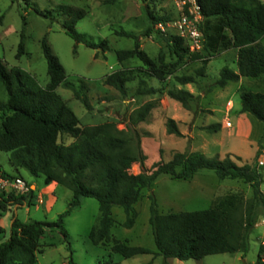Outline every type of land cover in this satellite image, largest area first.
Wrapping results in <instances>:
<instances>
[{
  "label": "trees",
  "instance_id": "trees-1",
  "mask_svg": "<svg viewBox=\"0 0 264 264\" xmlns=\"http://www.w3.org/2000/svg\"><path fill=\"white\" fill-rule=\"evenodd\" d=\"M114 1L106 0L108 3ZM198 2L204 18L201 27L205 35L203 51L215 48L220 52L237 50L238 73L224 67L214 86L224 88L228 83L237 82L242 77L264 78V45L261 42L264 37V3L261 0ZM145 9L150 22L147 36L154 32L157 23L173 19L159 18L148 11V7ZM36 12L54 20L51 14L47 15L38 10ZM59 12L66 18L61 24L62 29L77 44L106 52V41L95 43L76 30L78 22L87 16L88 11L61 6ZM155 31L162 36L169 52L178 62L186 59L201 61L203 68L197 72V76L206 75L204 67L210 60L202 54L203 51L190 53L182 39ZM117 34L135 40L132 49L116 51L120 64L138 60L147 68V77L163 79L165 71L140 48L138 38L132 32ZM42 48L49 76V83L45 87L41 86L31 73L20 67H9L0 60V85L6 95V100L0 99V151L9 153L10 163L16 170L25 169L33 177L42 178L46 185L57 183L72 191L73 198L67 210L59 215L55 222H22L13 216L10 237L6 240L2 218L11 207L34 206L37 196L35 190L28 196H1L0 264H37L38 254L43 253L41 241L48 232H58L71 251L65 222L87 198L98 201L100 212L98 222L89 234L90 242L94 246L112 243V252L125 259L154 255L163 257L165 261H199L212 255L247 254L250 247L249 235L261 214H264V192L261 190L263 165H260L258 160L261 152L257 153L253 162L242 165L230 155L220 159L208 158L201 152H175L169 161H160L150 169H145L147 156L141 149V137L137 131L120 130L118 124L112 121L94 126L82 125L69 102L57 90L60 87L72 90L75 97L90 110L87 95L89 86L82 80L81 85L76 86L67 79L66 71L48 44L47 37L42 41ZM25 54L22 36L17 57ZM209 57L214 55L209 52ZM135 79L132 70H118L106 76L103 84L126 97L127 84ZM176 80L183 86L197 82L193 76H180ZM145 85L146 82L140 80L139 94L150 95L156 92L152 88L144 90ZM168 96L181 103L184 108L189 107V102L194 97L185 90L170 91ZM240 98L241 112L251 114L264 124V92L243 90ZM152 109L153 106L149 103L142 106L135 113L133 123L145 121ZM206 129L212 133L217 132L219 125ZM168 131L181 135L172 119L168 121ZM66 140L70 143H66ZM261 142H264V135ZM237 160L240 162L241 158L237 157ZM134 165L140 166V173H132ZM202 170L214 171L220 180H243L253 189V199L245 202L240 195L233 194L218 199L208 210L161 214L152 194L149 223L157 251L130 246L112 237L111 230L118 224L113 215V207L123 209L126 220L121 225L130 229L138 217L135 205L141 200L145 190H153L161 175L187 181ZM258 263L261 264L260 260ZM69 264H74L72 257Z\"/></svg>",
  "mask_w": 264,
  "mask_h": 264
},
{
  "label": "rangeland",
  "instance_id": "rangeland-1",
  "mask_svg": "<svg viewBox=\"0 0 264 264\" xmlns=\"http://www.w3.org/2000/svg\"><path fill=\"white\" fill-rule=\"evenodd\" d=\"M264 2V0H262ZM61 6L85 9L88 14L80 20L76 30L95 43L107 42L106 52L95 51L84 44H77L61 27L66 18L59 12ZM145 7L159 18H176L178 11L174 0H115L112 3L106 0H0V60L9 67H20L36 77L43 87L49 83L48 64L43 53L42 41L47 37L48 44L64 67L67 79L80 86L82 80L87 86L88 100L91 109H87L79 101L72 90L60 87L57 92L69 102L83 126H94L105 122H116L120 130L127 132L137 131L141 137V149L147 156L144 168L150 169L154 164L169 161L175 152H201L208 158L224 159L229 155L221 156L229 146L238 147L239 139L233 133L228 136V130L220 131V121L223 112H226L220 91L214 83L218 80L223 67L236 70L233 61V52L218 56V48L203 51L202 54L211 61L204 67L208 70L207 80L197 76L203 68V62L186 59L178 62L169 52L166 42L155 30L146 35L149 27V17ZM36 10L54 18H45ZM215 21H213L214 23ZM215 24V23H214ZM132 32L144 50L159 68L164 70L163 79L147 77L145 66L138 60H131L120 64L116 51L134 47L133 38L120 36L118 32ZM26 54L17 57L19 45L22 41ZM209 52L214 57H209ZM222 52V51H221ZM98 57L96 58V54ZM165 67V68H164ZM208 68V69H207ZM118 70H132L135 80L127 84V96L112 87L103 84V79ZM193 76L196 84H191L197 94L189 102V107L168 96L170 91H178L180 84L176 78ZM146 82L143 89H154L150 95L139 94V82ZM248 91H255L246 86ZM216 91V92H215ZM0 99L6 100V95L0 85ZM236 107L241 106L240 94L234 98ZM152 104L145 121L133 123L137 110L145 104ZM175 121L181 135L171 134L168 131V121ZM227 118H225L226 121ZM219 125L217 132H209L206 128ZM225 126L228 125L224 123ZM262 138L258 140V150L264 151ZM66 143H70L66 140ZM259 145H263L260 147ZM244 151H251L250 146L243 144ZM241 146V147H242ZM257 146V145H256ZM9 153L0 151V171L13 176L19 175L27 182H44L42 178L33 177L27 170L20 169L19 173L10 165ZM239 165L237 157L232 158ZM260 164V163H259ZM132 173L141 172L139 165H134ZM264 192V166L262 170ZM68 195L57 194L58 201L52 208L36 203L34 206L24 207L17 213L22 222L29 220L39 222H55L63 214L73 193L63 187ZM154 195L161 214L169 212H196L208 210L218 199L238 194L245 202L253 199V189L240 179L220 180L214 171L202 170L191 180H179L170 175H161L153 190L143 192V197L135 205L138 212L135 225L128 229L121 224L126 215L122 208L113 207V215L118 224L112 228V237L130 246L145 247L157 251L150 218V196ZM27 206V205H26ZM14 207L4 216L6 226V240L10 237L11 220L14 216ZM99 203L96 199L87 198L79 209L66 219L65 228L69 234L71 251L64 243L63 237L56 231L48 232L41 241L43 253L38 254L37 264H69L72 257L74 264H259V252L264 241V214L259 217L249 235V251L247 254H220L205 257L202 260L180 261L154 255H140L131 259L112 252V243L94 246L89 240L92 228L99 218ZM263 217V218H262ZM53 244V245H52ZM55 245V246H54Z\"/></svg>",
  "mask_w": 264,
  "mask_h": 264
},
{
  "label": "crops",
  "instance_id": "crops-1",
  "mask_svg": "<svg viewBox=\"0 0 264 264\" xmlns=\"http://www.w3.org/2000/svg\"><path fill=\"white\" fill-rule=\"evenodd\" d=\"M261 42L264 45V37L261 40ZM230 50H234L233 61L237 65V62H236L237 61V50L236 49H229V50L222 51V52H220V54L218 56L227 55ZM211 61L207 65L208 68L211 64ZM235 72L238 73V66H237V69L235 70ZM201 78L204 80H207L209 78L208 70L206 72V75L204 77H201ZM246 86L250 89L255 90L252 92H264V78L251 79V78L242 77L239 81L230 82L227 84L226 87L219 89L220 91L218 92V94L222 96L223 102H224V104H226V109H227L226 112H223V114L221 116L222 119L219 123L221 128H220L219 132L222 133L223 131L228 130V132H229L228 136H230L231 134L234 133L236 135V138L239 139V144H237L238 147L229 145L220 155L221 156L230 155L232 158H234L236 156V157L241 158L244 162L251 163L254 161V159L257 156V153L259 152L258 140H259V138H262V136L264 135V124L262 122H260L259 120H257L251 114L242 113L241 112L242 102H241L240 107H238V106L236 107V104L234 102V98H235V96H237V94H241V91L247 90ZM178 89L188 91L193 96H195L197 94V90H195V88H193V86H191V84H187L184 86L180 85L178 87ZM225 118H227L226 121L229 120L231 123V126L228 128H227V126L224 125V123L226 122ZM242 143L250 146L249 149L251 151H244L243 150L244 146H242ZM258 160H259L260 165L264 166V151H262V153H260ZM9 162H10V159H9ZM10 165H11V163H10ZM19 170L15 169V172L19 173ZM31 185H32L33 190L36 191V196H37L36 203L45 205L48 208H52L54 206V204L58 201L57 194L62 193L65 196L66 195L69 196V194H67V192L65 190H63V186H61L57 183H52L50 185H46L44 182L40 183L37 181V182H33ZM24 207H28V206H26V205L15 206L14 207L15 208L14 216L17 217V213L19 212V210L21 208H24ZM8 213H10V211ZM3 218H2V226L6 230L5 224H3V220H4ZM12 221H13V218L11 220V223H12ZM6 233H7V230H6Z\"/></svg>",
  "mask_w": 264,
  "mask_h": 264
},
{
  "label": "built area",
  "instance_id": "built-area-1",
  "mask_svg": "<svg viewBox=\"0 0 264 264\" xmlns=\"http://www.w3.org/2000/svg\"><path fill=\"white\" fill-rule=\"evenodd\" d=\"M174 2L178 16L168 22L157 23L155 29L165 36L182 39L190 53L202 52L205 46V35L201 28L204 21L201 5L198 0H174ZM225 123L228 127L231 126L229 120ZM32 190V185L23 177L6 175L0 171V197L28 196ZM259 260L261 264H264V241L261 243Z\"/></svg>",
  "mask_w": 264,
  "mask_h": 264
}]
</instances>
